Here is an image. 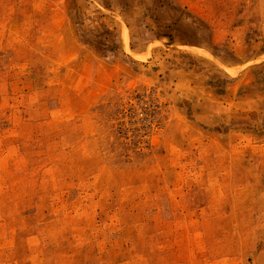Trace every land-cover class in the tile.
I'll return each instance as SVG.
<instances>
[{"label":"rangeland","instance_id":"1","mask_svg":"<svg viewBox=\"0 0 264 264\" xmlns=\"http://www.w3.org/2000/svg\"><path fill=\"white\" fill-rule=\"evenodd\" d=\"M0 264H264V0H0Z\"/></svg>","mask_w":264,"mask_h":264}]
</instances>
